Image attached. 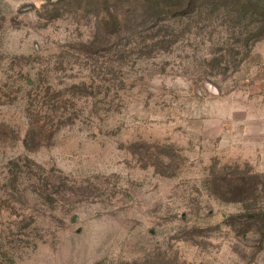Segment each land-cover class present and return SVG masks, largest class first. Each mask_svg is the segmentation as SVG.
<instances>
[{"label": "rangeland", "instance_id": "obj_1", "mask_svg": "<svg viewBox=\"0 0 264 264\" xmlns=\"http://www.w3.org/2000/svg\"><path fill=\"white\" fill-rule=\"evenodd\" d=\"M59 1L0 0V264H264L256 7Z\"/></svg>", "mask_w": 264, "mask_h": 264}, {"label": "trees", "instance_id": "obj_2", "mask_svg": "<svg viewBox=\"0 0 264 264\" xmlns=\"http://www.w3.org/2000/svg\"><path fill=\"white\" fill-rule=\"evenodd\" d=\"M63 1V0H62ZM62 1H59L60 4ZM147 3H149L150 6L157 9L158 11H162L163 13L170 14L173 12V8L178 9L179 7H196V4L199 2V0H143ZM226 4L230 5L231 3L235 6L240 7L241 9L246 10L247 8L256 7V11H258V19L257 22H260L264 29V0H225ZM57 3V5H58ZM201 4V3H200ZM199 4V5H200ZM60 10V9H59ZM253 13V12H252ZM256 13V12H255ZM51 91L49 90L46 95L49 96V93ZM51 96L48 97V99H43L40 101H37L36 103L32 102V105L30 106L32 110L30 109L31 114V122L30 127L27 132L25 145L28 147V149L31 148H39L41 146H44L48 143H50L55 134L63 127L65 126V121H63V118L65 116L63 115L65 112L68 111L66 105H61L60 102H58V99H51ZM62 95H58V97H61ZM1 100V98H0ZM51 112L56 114V117L61 116L57 121L54 122L55 118L52 117H46L47 120H42V113L43 112ZM29 112V110H28ZM242 188L241 192L246 194L244 198H246L249 193V188L247 187V182L243 178L240 179L239 183ZM236 187V186H235ZM258 192V188L254 189L252 191L253 193ZM248 193V194H247ZM260 213H254L251 218H256L259 220ZM245 222L249 223V220H246ZM252 224V223H250ZM177 264H188L186 262H181Z\"/></svg>", "mask_w": 264, "mask_h": 264}, {"label": "water", "instance_id": "obj_3", "mask_svg": "<svg viewBox=\"0 0 264 264\" xmlns=\"http://www.w3.org/2000/svg\"><path fill=\"white\" fill-rule=\"evenodd\" d=\"M75 220H76V219H75ZM75 220H74V221H75Z\"/></svg>", "mask_w": 264, "mask_h": 264}]
</instances>
